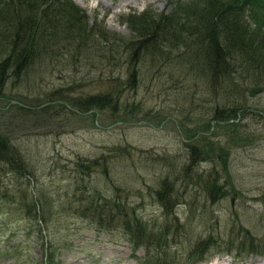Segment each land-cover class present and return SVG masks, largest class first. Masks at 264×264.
<instances>
[{
    "label": "rangeland",
    "instance_id": "rangeland-1",
    "mask_svg": "<svg viewBox=\"0 0 264 264\" xmlns=\"http://www.w3.org/2000/svg\"><path fill=\"white\" fill-rule=\"evenodd\" d=\"M71 2L85 13L89 24L101 23L120 44L112 49L116 52L107 54L117 63L105 64L94 44L80 40L74 49L73 43L66 45L50 60L35 58L28 69L7 75L2 82L0 136L31 171L24 178L0 174L5 188L0 192V264H44L45 244L55 248L57 264H136L133 256L141 257L142 248L131 253L115 228L97 229L79 213L87 202L107 199L110 204L127 202V208H134L143 220L161 222L163 210L155 191L162 181L172 188L174 218L189 225L190 243L205 236L209 225L223 241L230 232L237 236L241 226L264 247V90L242 96L239 91L246 82L238 79L234 96H223L230 94L228 80L205 83L180 60L185 52L181 47L170 50L167 57L172 59L167 63L160 58L149 64L146 50L128 44L135 43V35L127 15L168 14V0ZM89 38L101 42L95 30ZM167 50L164 43L163 51ZM110 88L116 89L117 103L93 109L95 118L68 105L82 106L92 96H112ZM234 98L245 111L234 126L219 127L212 118L215 108ZM45 99L51 108L36 109ZM10 101L31 107V112L12 107ZM57 101L79 114L55 105ZM117 120L121 124H114ZM207 120L210 127L202 136L216 155L201 160L188 148L200 136H186ZM191 157L195 161L189 164ZM207 180L221 186L225 195L213 200L217 194L202 188ZM34 201L41 205L35 211L30 207ZM37 209L46 224L39 229L40 223L31 218ZM110 210L101 216H109ZM231 253L210 249L195 264H264V257Z\"/></svg>",
    "mask_w": 264,
    "mask_h": 264
},
{
    "label": "trees",
    "instance_id": "trees-1",
    "mask_svg": "<svg viewBox=\"0 0 264 264\" xmlns=\"http://www.w3.org/2000/svg\"><path fill=\"white\" fill-rule=\"evenodd\" d=\"M166 6L169 9L168 14L160 12L152 17L144 11L137 15H127V25L135 35V43L131 41L128 44L132 43L137 49L142 47L146 50L149 64H155L160 58L167 63L172 59L167 57L171 54L170 50L177 51V47H181L189 58L183 57L185 54L181 52L180 60L192 67L195 74L205 83L210 79L219 78L220 83L228 80L230 94L224 93L223 96H234L233 90L238 86L239 80L246 82L243 90L239 91L242 96H245L246 92L253 95L264 90V0H192L188 3L168 0ZM94 30L101 38L100 43L89 38ZM80 40H83V43L94 44L95 50L99 52V57L103 58L105 64L116 65L117 59L109 60L107 54L116 52L112 49L120 44L103 30L101 23L96 24L93 20L89 24L85 13L74 6L71 0H0V98L2 82L7 75L9 78L12 73L20 74L21 71L28 69L31 61L37 57L41 60L45 58L50 60L54 53L60 49L65 50L64 46L71 43L74 49L75 43ZM164 43H167L168 47L166 52L163 51ZM67 57L71 59L72 52ZM163 57L166 59H162ZM140 60L143 61V58ZM129 79L132 80L133 77L129 76ZM246 88L248 89L245 91ZM110 90H113L112 96L109 94L92 96L86 98L82 106L73 102L68 104L80 111L86 112L91 109L99 111L100 108L96 107L117 103L118 96L116 94L114 96L116 89ZM237 98L228 99L220 109L215 108L212 118L219 127L234 126L238 115L245 111V107ZM45 101L47 100L43 102ZM11 105L25 113L31 112L22 106ZM55 105L65 109L64 104ZM47 108L51 107L48 105L41 111ZM122 117L127 118L126 115ZM209 127L210 122L207 120L197 126L198 132L195 128L189 129L190 134L186 136L189 139L194 138V135L200 136L199 141L195 140L188 148L201 160H210L216 155L213 152L214 148L202 136ZM5 139L0 136V174L3 172L15 174L20 178L29 177L31 169L27 162ZM194 161L195 158L191 157L189 164ZM83 168L87 170V165ZM186 175L185 170L184 179ZM197 178L199 175H195V179ZM160 187L155 191V197L163 210L161 222L143 220L134 213V208H127V202L111 201L110 204L107 199H103L101 203L94 200L87 202L80 210V217H85L87 219L85 221L97 229L115 228L130 247L131 253L134 254L136 250L142 248L141 257L133 256L136 264H195L201 261L210 249L218 250V247L219 252L226 255H232L231 252L235 251L237 256L243 254L264 257V247H261L257 239L241 226L237 227V236L231 235L230 232L223 241L209 225L205 236H200V239L190 243L191 240L186 239V236L187 238L191 236L189 225L179 223L172 214L175 203L171 198V186L162 181ZM202 188L208 192L213 191V196L217 194L213 200L225 195L221 186L209 180L203 183ZM2 189L5 188L0 184V192ZM36 206H38L36 201L30 205L34 211ZM110 208L109 216H101ZM34 211L31 212V218L35 224L40 223L39 229L42 224H46L38 209L37 215H34ZM116 218L119 219V224L114 226ZM45 246L42 255L44 264H57L55 248H51L49 244ZM178 246L185 249L181 251ZM222 246L225 248L221 249Z\"/></svg>",
    "mask_w": 264,
    "mask_h": 264
},
{
    "label": "bare ground",
    "instance_id": "bare-ground-1",
    "mask_svg": "<svg viewBox=\"0 0 264 264\" xmlns=\"http://www.w3.org/2000/svg\"><path fill=\"white\" fill-rule=\"evenodd\" d=\"M260 264H263L262 262Z\"/></svg>",
    "mask_w": 264,
    "mask_h": 264
}]
</instances>
